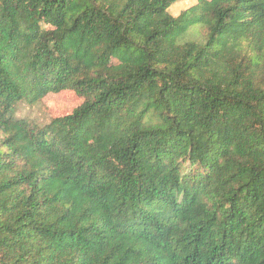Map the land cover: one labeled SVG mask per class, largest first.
<instances>
[{
	"label": "trees",
	"instance_id": "1",
	"mask_svg": "<svg viewBox=\"0 0 264 264\" xmlns=\"http://www.w3.org/2000/svg\"><path fill=\"white\" fill-rule=\"evenodd\" d=\"M180 1L0 0V264H264V0Z\"/></svg>",
	"mask_w": 264,
	"mask_h": 264
},
{
	"label": "rangeland",
	"instance_id": "2",
	"mask_svg": "<svg viewBox=\"0 0 264 264\" xmlns=\"http://www.w3.org/2000/svg\"><path fill=\"white\" fill-rule=\"evenodd\" d=\"M193 2H195V0H181L175 3V6L170 9V12L176 15L182 9L190 6ZM197 27L198 25H195L192 28L195 29ZM174 37L185 40V38H190V35H182L179 31L174 34ZM79 102L80 99L73 92L64 91L57 95H49L40 101L18 103L14 109V114L18 117H26L33 122L46 123L52 116L69 112Z\"/></svg>",
	"mask_w": 264,
	"mask_h": 264
}]
</instances>
